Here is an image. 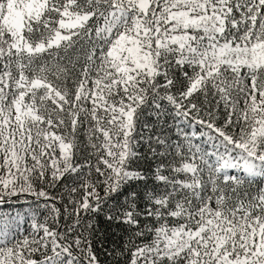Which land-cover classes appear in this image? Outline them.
I'll return each instance as SVG.
<instances>
[{
  "label": "snow or ice",
  "instance_id": "obj_1",
  "mask_svg": "<svg viewBox=\"0 0 264 264\" xmlns=\"http://www.w3.org/2000/svg\"><path fill=\"white\" fill-rule=\"evenodd\" d=\"M0 264H264V0H0Z\"/></svg>",
  "mask_w": 264,
  "mask_h": 264
}]
</instances>
